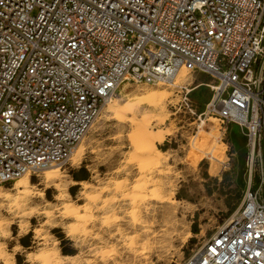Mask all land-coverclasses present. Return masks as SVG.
Returning a JSON list of instances; mask_svg holds the SVG:
<instances>
[{"label": "built area", "instance_id": "2783aa9c", "mask_svg": "<svg viewBox=\"0 0 264 264\" xmlns=\"http://www.w3.org/2000/svg\"><path fill=\"white\" fill-rule=\"evenodd\" d=\"M210 74L245 137L239 206L184 264H264V0H0V185L71 159L125 83Z\"/></svg>", "mask_w": 264, "mask_h": 264}, {"label": "rangeland", "instance_id": "374dc122", "mask_svg": "<svg viewBox=\"0 0 264 264\" xmlns=\"http://www.w3.org/2000/svg\"><path fill=\"white\" fill-rule=\"evenodd\" d=\"M185 70L176 84L125 83L56 178L0 185V264H184L215 233L242 200L244 163L205 113L213 77ZM149 93L167 95L164 122L145 107L159 161L141 153L131 114L106 111Z\"/></svg>", "mask_w": 264, "mask_h": 264}, {"label": "bare ground", "instance_id": "6f19581e", "mask_svg": "<svg viewBox=\"0 0 264 264\" xmlns=\"http://www.w3.org/2000/svg\"><path fill=\"white\" fill-rule=\"evenodd\" d=\"M183 70L185 69L180 70L179 73L176 75V77L172 81L173 84H176L179 78L184 76ZM166 98H167L166 94L161 95L158 93H149L147 95L142 94L141 96L136 97L134 102L132 103H130L131 101H129L122 105H119L116 102L106 106V111L112 112L114 117L117 119H125L127 117V114L132 115V116L130 115V122L136 128V134L137 137L139 138V144H140L139 149L141 153L148 157H156V159H158L157 161H159L160 158H163V152L156 147L155 141L156 140L162 141L163 136L159 135L156 138L153 137L152 135L153 127L151 125V119L153 118V115L151 114V111L145 109V107L158 112L156 117L154 118L155 121H157L158 123L164 122L165 118L167 117V115L165 114L167 108ZM142 110H144L143 117L141 119H137L139 112H141ZM78 147L74 149L73 154L71 156V158L74 161H76L83 152L82 149ZM60 165L61 164H56L44 169L42 171L43 176L47 180L56 178L61 174ZM29 177H30L29 173L18 177L14 182L13 188L18 190L27 189L30 184ZM0 195H2L1 188H0Z\"/></svg>", "mask_w": 264, "mask_h": 264}, {"label": "crops", "instance_id": "0c3cea01", "mask_svg": "<svg viewBox=\"0 0 264 264\" xmlns=\"http://www.w3.org/2000/svg\"><path fill=\"white\" fill-rule=\"evenodd\" d=\"M230 140L236 149V154L241 161L244 163V153H245V137L239 126L231 125L229 127Z\"/></svg>", "mask_w": 264, "mask_h": 264}, {"label": "trees", "instance_id": "16d2710c", "mask_svg": "<svg viewBox=\"0 0 264 264\" xmlns=\"http://www.w3.org/2000/svg\"><path fill=\"white\" fill-rule=\"evenodd\" d=\"M193 230H194V232H197V228L195 227V228H193ZM25 238H23L22 240H21V243H22V245H24V246H27V244L25 243V240H24Z\"/></svg>", "mask_w": 264, "mask_h": 264}]
</instances>
